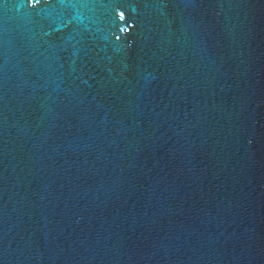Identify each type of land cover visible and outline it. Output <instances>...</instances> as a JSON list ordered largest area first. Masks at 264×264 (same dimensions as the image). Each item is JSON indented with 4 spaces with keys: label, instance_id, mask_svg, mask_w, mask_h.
I'll use <instances>...</instances> for the list:
<instances>
[{
    "label": "water",
    "instance_id": "obj_1",
    "mask_svg": "<svg viewBox=\"0 0 264 264\" xmlns=\"http://www.w3.org/2000/svg\"><path fill=\"white\" fill-rule=\"evenodd\" d=\"M0 264H264V0H0Z\"/></svg>",
    "mask_w": 264,
    "mask_h": 264
}]
</instances>
